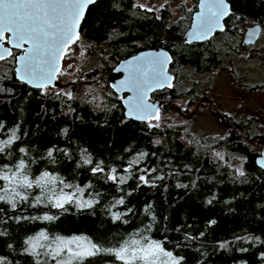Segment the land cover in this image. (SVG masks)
Here are the masks:
<instances>
[{
    "label": "trees",
    "instance_id": "16d2710c",
    "mask_svg": "<svg viewBox=\"0 0 264 264\" xmlns=\"http://www.w3.org/2000/svg\"><path fill=\"white\" fill-rule=\"evenodd\" d=\"M191 1L185 15L174 19L167 6L148 11L136 0H96L88 7L81 25L83 48L97 56L98 62L86 69L85 77L88 82L104 79L98 96H81L75 84L71 98L55 91L58 86L30 87L15 76L16 50L0 60V141L8 139L13 130L18 137L0 154V165H14L24 158L30 179L43 171L58 178L45 190V197L87 185L80 195L93 201L91 207L66 202L63 208H55L47 199L35 204V197L41 194L35 187L24 191L27 201L16 199L15 209L0 201V264H56L45 254L47 246L54 248L57 238L78 236L103 249L118 248L133 239L155 240L182 258L180 264H264V169L255 161L264 146L260 123L242 115L224 122L228 126L224 137L209 141L190 134L188 142L178 124L162 118L153 124L126 117L120 98L108 83L117 62L140 49L164 47L172 55L173 65L178 69L179 65L191 66L194 72L221 63L220 56L228 52L226 46L236 51L241 37L236 45L226 39L224 48L214 39L184 41V30L198 0ZM229 2L231 12L224 20V33L236 30L242 34L244 30L237 26L246 22L260 23L264 31V0ZM166 21L175 22L166 25ZM190 79L179 75L166 99L193 98L189 96L193 86L181 85L192 82ZM155 97L162 103L166 100L160 93ZM167 109L163 104L160 113ZM218 148L223 155H217ZM50 149L51 158L47 155ZM141 153L143 158L126 172ZM97 164L103 172H92ZM112 169L117 177H125V183L107 178ZM141 175L147 183L140 181ZM119 199L124 204H116ZM113 213L121 218L114 219ZM44 215L55 219L43 220ZM40 232L48 236L47 241H40L46 247H37L38 256L25 252V241ZM58 259L68 256L64 253ZM72 264L123 262L102 251Z\"/></svg>",
    "mask_w": 264,
    "mask_h": 264
},
{
    "label": "snow or ice",
    "instance_id": "6c2138e0",
    "mask_svg": "<svg viewBox=\"0 0 264 264\" xmlns=\"http://www.w3.org/2000/svg\"><path fill=\"white\" fill-rule=\"evenodd\" d=\"M94 3L95 0H0V41L4 40L5 33H11L12 39L9 40V43H13L16 48H21L24 51L23 55L15 57L19 61V67L16 69L18 79L32 84L36 88H47L56 78L59 71L58 60L64 49L70 42L79 39L76 29L84 16L85 9ZM139 6L141 8L146 7L145 5ZM205 7L208 11L197 17L199 34L193 33L195 38H203L213 27L223 30L220 20L228 14V8L223 0H216L214 4L205 5ZM146 10L152 11L151 8ZM25 44H29L30 47L25 48ZM8 56H12L11 50L2 48L0 60H4ZM165 63L164 60L160 59L152 61L150 73L138 64L135 71L130 73L129 78L122 82L134 93L129 98V116L136 114L137 118L142 120L153 118L159 120V110L155 109V113H153V106L146 103V95L153 86L163 87L165 83L168 87L172 86L169 82L170 78L166 76ZM66 95L71 98V93H66ZM0 127L3 125L0 124ZM16 139L18 137L13 130L8 139L0 141V154L5 153V149L12 145ZM19 152L26 154V149L20 148ZM47 155L51 158L53 150L50 149ZM144 155L141 153L138 158L132 160L125 171H129L133 164L139 163ZM217 155L219 156L220 153ZM84 162L92 163L90 159H85ZM27 170L28 165L24 158H20L14 165H0V182H3L0 184V201L11 204L13 209L16 208V199L27 201L29 196L23 193L34 187L41 189V194L35 197V204H40L43 199H47L48 203L55 208H63L66 202H78L77 193L83 194L85 188L88 187L86 185L85 188H77V191L71 193H64L61 189L59 195L53 194L51 197H45V190L50 185L55 184L58 178L48 171H43L35 178L30 179ZM237 171L240 175L244 174L240 169ZM92 172H103V168L97 164ZM115 172L116 170L112 169V174L108 175L107 178L119 184L125 183V177H117ZM139 179L144 183L148 182L144 175H141ZM60 183L64 184L62 180ZM64 187L71 188L72 186L65 184ZM92 203L91 200L80 201L79 206L91 207ZM115 203L122 205L124 200L119 199ZM40 218L43 220L55 219L49 215ZM113 218L119 220L121 216L118 213H113ZM57 239L59 243L54 248L50 245L47 246L45 253L52 260H55L56 264H72L74 260L83 261L84 258L97 255L102 251L115 255L123 264H180L182 259L173 256L171 251H166L161 242L147 238L124 241L120 247L109 249L101 248L84 236ZM47 240L48 236L44 232H40L37 236L29 237L25 241L28 247L24 250L38 256L37 247H46L40 241ZM64 253L67 254L68 259H58Z\"/></svg>",
    "mask_w": 264,
    "mask_h": 264
},
{
    "label": "rangeland",
    "instance_id": "374dc122",
    "mask_svg": "<svg viewBox=\"0 0 264 264\" xmlns=\"http://www.w3.org/2000/svg\"><path fill=\"white\" fill-rule=\"evenodd\" d=\"M138 5H145V8H151L154 10L160 9L162 6H167L171 13V18L185 15L184 11L189 10L192 6L191 0H136ZM253 24V22H246L239 24L237 28L245 30L246 27ZM261 36L257 39L254 46L249 49L240 47L239 51L237 46L235 48L228 49L227 53L222 54L223 61L225 63L212 69V76L208 78V75L201 74H189L191 79L190 83H185L182 86H193L195 90L200 87L204 90L203 93L210 96L212 99V109L217 107H223L225 110L238 113L249 112L256 114V120L260 123V127L264 132V90L259 89L255 91L245 92L242 87L243 82L259 81L264 83V59L260 58V55L264 52V31H261ZM229 37V42L237 44V38L239 33L235 30L233 33H226L224 36H217L215 38V44L217 46H225L224 41ZM242 39V37H241ZM86 42L80 37L70 44L63 55L61 65L59 68L58 79L61 81V86L55 87V91L60 92L64 96L66 93L72 94L71 86L75 84V88L79 91L81 96L90 98L94 95H99V91L104 87V79H96L94 82H88L85 77V71L90 65H96L98 57L95 55H89L85 52L83 46ZM263 61V62H262ZM189 69H180V78L187 76L186 72ZM188 80V79H186ZM189 80V81H190ZM180 83V81L178 80ZM195 98H189L187 96L174 99L172 102L174 106L178 105L182 111L176 112L174 109L171 111H162L159 109V120L153 118L148 120L149 123L160 122V119L168 120L169 122L178 124L182 130V137L184 140L190 142V134L198 135L214 141L217 138L224 137L226 131V125L223 124L217 117L210 116L204 111H196V114L187 119L188 115L194 109H198L200 100ZM206 105V104H203ZM198 107V108H197ZM205 109V108H204ZM206 110V109H205ZM258 118V119H257ZM200 147L204 146L201 142L198 143ZM220 156L223 155V149L218 148L217 151ZM70 193V192H66ZM78 204L80 201L91 200L89 198L82 197L79 193ZM92 201V200H91ZM72 238V237H71ZM68 238V239H71ZM75 247V245H73Z\"/></svg>",
    "mask_w": 264,
    "mask_h": 264
},
{
    "label": "water",
    "instance_id": "95a60500",
    "mask_svg": "<svg viewBox=\"0 0 264 264\" xmlns=\"http://www.w3.org/2000/svg\"><path fill=\"white\" fill-rule=\"evenodd\" d=\"M215 2H216V0H198L197 1V7L191 14L190 24L184 32L183 39L185 42L189 43V42H194V41H204L207 39H211V37L215 34L216 31L221 30L218 27H213V29L203 38H195L193 36V33H197V35L199 34V29L197 27L199 21L197 20V17L202 15V14H205L206 11H208L206 9L205 5H212ZM223 3L227 6L228 14H229V12H231V4H230L229 0H223ZM90 5H88L87 8L85 9L84 16H85L86 11ZM227 15L223 16V18L220 20V24L222 25V29L225 25L224 20L227 17ZM84 16H83V18H84ZM83 18L81 19L79 26L76 29V31L78 32V35H80V25L83 21ZM260 32H261L260 23L253 24V25H250L249 27H247L245 32H244L245 35L242 39L243 44L249 45V43L255 42L260 37ZM10 39H12V34L11 33H5L4 40L0 41V51H2V48L10 49L12 54L15 52V50L18 51V52L14 53V58L23 55L24 54L23 49L16 48L13 43H9ZM69 44H71V42ZM24 47L27 48V47H30V45L25 44ZM66 48L64 49V52H65ZM64 52L61 54V56L58 60V67L59 68L61 65V59H62ZM8 57H10V56H8ZM141 58H143V59L141 60ZM156 59L164 60L166 62L165 63L166 76L170 78L169 82L172 85L174 78H175L174 74L169 71V66H170V63L172 61V57H171V54L168 52V50L161 47V46L140 49L137 52L120 59L117 62V64L111 69V71L108 75L109 86L121 98V102H122V105L124 107V114L126 117H128L130 119L137 120V121H148V120H150V119H147V120L139 119V118H137L136 114H133L132 116L128 115V113H129V98L132 97L134 95V93L132 91H130L128 86L123 85L122 82L129 78L130 73L135 71L138 64L142 65L143 68L146 69L150 73L151 72V62L156 60ZM14 61H15V63H14L15 76L18 79L16 69L19 67V61L17 59H14ZM18 80H20V79H18ZM24 83L30 87H34L32 84H29L27 82H24ZM48 86H61V81L58 79V73L56 75V78ZM166 87H168L167 83H165V86H163V87L153 86L151 88V90L147 91L146 103L153 106V113H155V109H158V110L160 109L162 101H161V99H154V100L151 99V94L153 92L159 91V90L166 88ZM34 88H36V87H34ZM262 141L264 144V137L262 138ZM255 161H257L256 164L260 168L264 169V146L262 147V150H260L259 153L257 154Z\"/></svg>",
    "mask_w": 264,
    "mask_h": 264
},
{
    "label": "flooded vegetation",
    "instance_id": "af4514ba",
    "mask_svg": "<svg viewBox=\"0 0 264 264\" xmlns=\"http://www.w3.org/2000/svg\"><path fill=\"white\" fill-rule=\"evenodd\" d=\"M83 22V21H82ZM175 21H166V25H168V24H170V23H174ZM224 23H225V25H226V22L224 21ZM189 24H190V21H189V23H188V25H187V27H186V29L188 28V26H189ZM253 24H258V23H256V22H253ZM253 24H251V25H253ZM81 25H82V23H81ZM81 25H80V35H79V38L81 37L82 38V29H81ZM225 25H224V27H223V30H220V31H216L215 32V34L211 37V39L213 40H215V38H217V36H224V34H226V33H224V28H225ZM250 26V25H249ZM248 27V26H247ZM246 27V28H247ZM185 29V30H186ZM185 30H184V32H185ZM246 30V29H245ZM245 30L243 31V33L242 34H239V37H242V39H243V37H244V32H245ZM261 31H262V29H261ZM233 32H235V30L234 31H232V32H229V33H233ZM262 34H261V32H260V36H261ZM184 36V35H183ZM225 36H227V40L229 41V37L230 36H228V35H225ZM211 39H208V40H210L211 41ZM242 39H241V45H240V47H245V48H248L249 47V49L251 48V47H253L254 46V44H255V42L257 41H255V42H253V43H249V45L248 44H243V42H242ZM75 40H73L72 42H74ZM205 41V40H204ZM72 42H71V44H72ZM195 42V41H194ZM196 42H202V41H196ZM70 45V44H69ZM68 45V46H69ZM68 46H67V48H68ZM67 48H66V50H67ZM164 48V47H163ZM66 50H65V52H64V54L63 55H65V53H66ZM237 51V50H236ZM18 52V51H17ZM169 52V51H168ZM170 53V52H169ZM63 57V56H62ZM171 57H172V55H171ZM260 58L263 60V54H262V56L260 55ZM223 56H220V61H221V63H218V65L217 66H215V67H218V66H220L221 64H223V63H225L224 61H223ZM62 60V59H61ZM263 62V61H262ZM191 66H187V67H184V68H187V69H189L188 70V72H186V75H189V74H194V73H196V75H201V74H206V75H208V78L210 77L211 78V76H212V74H211V72H212V69L213 68H215L214 66H212V68L210 67L207 71H197V72H194L191 68H190ZM181 68H183V67H181V65H179V69H178V66H176V65H173L172 64V62L170 63V66H169V71L170 72H172L173 74H174V76H175V78H174V81H173V84H172V86L171 87H166V88H163V89H161V90H159V91H156V92H153L152 94H151V99H157L156 97H155V93H160L161 94V97L162 98H164V99H166L167 97H169V95H170V90L172 89V87H173V85L176 83V81H177V79L179 78V73H180V69ZM58 76H59V71H58ZM182 85H185V83H181ZM243 85H245V87H242L244 90H245V92H251V91H255V90H259L260 88L261 89H263L264 90V83H262V82H259V81H254V82H251V83H249V82H243ZM175 90H177L176 89V86H175V89H174V91ZM192 92L189 94V96H191V97H193V98H195L194 99V101L196 100V99H198V100H200V103L198 104V109H194L193 111H191L190 112V114L188 115V117H187V119H190V118H192L195 114H196V111H204V112H206L207 114H210V116H215V117H217L223 124H224V122H229L230 120H232V119H235V118H238V117H240V116H244V117H254L255 119H256V114H254V113H249V112H239V114L238 113H234V112H231V111H228V110H225V108H223V107H217V108H214V109H212V99L210 98V96H208V95H206V93H203L204 92V90L205 89H203V87H202V89H197V90H195V89H193V87H192ZM124 95V94H123ZM119 97V96H118ZM181 97H183V96H181ZM120 98V97H119ZM176 98V97H175ZM175 98H172V99H175ZM120 100H121V98H120ZM162 101V100H161ZM169 101V104H167V102ZM165 105L168 109L166 110V111H168V110H170L171 111V109L173 110H175L176 112H181L182 111V109L178 106V105H176V106H174L175 105V103L174 102H172L171 100H169V99H166L165 101H164V103H161V106L162 105ZM203 104H206V105H203ZM161 108V107H160ZM206 110H205V109ZM220 113V114H219ZM258 119V118H257ZM226 125V124H225ZM228 126H226V128H227Z\"/></svg>",
    "mask_w": 264,
    "mask_h": 264
}]
</instances>
